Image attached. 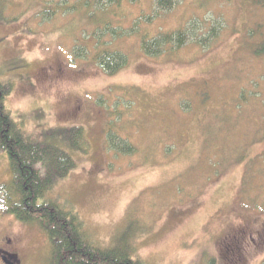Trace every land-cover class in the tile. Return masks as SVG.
<instances>
[{
	"label": "rangeland",
	"instance_id": "obj_1",
	"mask_svg": "<svg viewBox=\"0 0 264 264\" xmlns=\"http://www.w3.org/2000/svg\"><path fill=\"white\" fill-rule=\"evenodd\" d=\"M122 2L117 27L157 11L156 0ZM42 10L38 0H0V77L13 86L8 107L34 141L81 125L90 144L87 154L61 144L77 166L42 200L77 213L98 247L124 244L130 229L132 255L145 264H264V55L246 37L251 28L264 30V6L178 0L152 32L189 27L199 40L215 30L210 47L190 43L154 59L124 36L114 44L130 62L114 76L90 59L71 61L74 33L66 27L76 32L87 18L43 24ZM244 88L251 93L240 95ZM108 127L133 142L132 155H113ZM12 181L0 152V245L13 264H53L47 235L2 210Z\"/></svg>",
	"mask_w": 264,
	"mask_h": 264
},
{
	"label": "trees",
	"instance_id": "obj_2",
	"mask_svg": "<svg viewBox=\"0 0 264 264\" xmlns=\"http://www.w3.org/2000/svg\"><path fill=\"white\" fill-rule=\"evenodd\" d=\"M38 1L43 6L40 18L43 24L61 19L56 17L87 18L76 32L66 27L68 32L74 33L70 36L74 44L71 61L90 59L106 75H117L130 62L128 53L116 48L114 44L121 37H136L141 52L146 57L156 59L190 43H196L206 50L215 35L213 30L212 34L198 40L189 27L163 30L162 25L158 26V31L152 32L156 17L161 16L165 10H172L178 0H156V12L141 13L127 27H117L119 24L112 23L113 17L121 14L122 0ZM254 2L264 6V0ZM82 9L86 11L81 14ZM246 37L250 42L255 39L251 46L255 54L264 55V30L261 27L251 28L247 30ZM248 41L243 45H249ZM251 91L244 88L240 95L246 96ZM12 92L13 86L0 77V152L7 155L13 173L12 184L4 189V212L23 223H34L47 235L51 242L53 264H145L132 255L126 239L127 234L131 235L130 229L121 238L125 240L124 244L112 248L98 247L83 233L77 213L65 211L51 200H42L58 180L66 178L77 166L72 153L61 144L81 154L89 153L90 144L81 125L50 129L43 133L53 140L34 141L31 136H26L8 107L7 100ZM74 112L71 111L70 115L75 116ZM105 117L107 119L106 114ZM109 121L110 127L111 122L117 121V118L113 116ZM109 127L106 129V139L113 155H132L135 152L131 145L133 142L113 133Z\"/></svg>",
	"mask_w": 264,
	"mask_h": 264
},
{
	"label": "flooded vegetation",
	"instance_id": "obj_3",
	"mask_svg": "<svg viewBox=\"0 0 264 264\" xmlns=\"http://www.w3.org/2000/svg\"><path fill=\"white\" fill-rule=\"evenodd\" d=\"M5 240V239H4ZM16 242L18 244H22L21 242V239H20V236L15 238ZM1 244L0 245V259L3 260V259H7V256H11V255H14L11 251H9L7 249V244L5 243V241H1ZM17 258V257H16ZM18 259V258H17ZM10 264H13L15 262V260H11V261H8Z\"/></svg>",
	"mask_w": 264,
	"mask_h": 264
}]
</instances>
